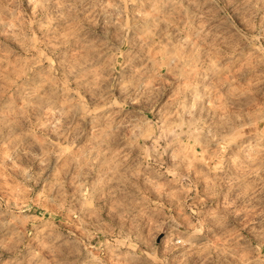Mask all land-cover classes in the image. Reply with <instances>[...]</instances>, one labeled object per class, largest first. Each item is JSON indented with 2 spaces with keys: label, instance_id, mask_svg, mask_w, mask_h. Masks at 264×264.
<instances>
[{
  "label": "rangeland",
  "instance_id": "obj_1",
  "mask_svg": "<svg viewBox=\"0 0 264 264\" xmlns=\"http://www.w3.org/2000/svg\"><path fill=\"white\" fill-rule=\"evenodd\" d=\"M0 264H264V0H0Z\"/></svg>",
  "mask_w": 264,
  "mask_h": 264
}]
</instances>
